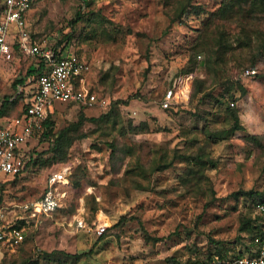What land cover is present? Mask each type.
I'll return each instance as SVG.
<instances>
[{
	"label": "rangeland",
	"instance_id": "rangeland-1",
	"mask_svg": "<svg viewBox=\"0 0 264 264\" xmlns=\"http://www.w3.org/2000/svg\"><path fill=\"white\" fill-rule=\"evenodd\" d=\"M182 1L35 0L29 11L33 35L90 61L88 84L110 102H57L55 129L77 122L82 109L98 116L121 101L117 122L84 121L80 129L87 136L74 140L64 161L47 151V140L29 143L37 163L9 181L0 211L19 223L17 205L37 200L50 175L63 168L70 171L69 198L52 214L28 217L27 240L2 246L0 264H57L45 254L81 249L92 253L79 264L186 263L218 250L230 258L255 255L258 240L239 228L245 218L264 226L255 209L258 195L246 194L264 192L262 24L247 15L246 5L223 14L224 0H191L201 9L188 6L179 17ZM18 73L3 65L0 99L14 94L24 70ZM181 73L204 79L205 92L167 109L161 101ZM228 105L238 110L241 127ZM208 132L218 136L207 147L216 164L204 169L206 179L193 178L181 156L198 150ZM82 203L90 232L74 221ZM122 216L128 221L121 236L100 240L97 228L107 231Z\"/></svg>",
	"mask_w": 264,
	"mask_h": 264
},
{
	"label": "built area",
	"instance_id": "built-area-1",
	"mask_svg": "<svg viewBox=\"0 0 264 264\" xmlns=\"http://www.w3.org/2000/svg\"><path fill=\"white\" fill-rule=\"evenodd\" d=\"M35 0H0V69L3 61H12L16 52L25 57L44 58L45 68L29 77L34 83L30 100L22 114L7 118L0 125V193L6 185L22 172L26 157L24 147L44 129V121L49 113L56 109V103L77 102L79 105L109 106L105 97H99L88 84L91 63L77 52L49 48L44 41L33 38L29 27V11ZM61 53V56L58 54ZM253 73L255 71L253 70ZM194 73L179 74L167 88L162 99L166 108L182 105L189 101ZM19 91L22 87H19ZM232 105L235 102L232 101ZM70 171L67 168L53 172L48 178L44 193L37 200L18 204L21 211L15 212L17 220L24 221L22 226L7 220L4 211H0V257L2 246H18L25 239V225L28 217L52 214L62 207L69 198ZM16 204L12 205L15 207ZM256 211L264 218V200L255 204ZM82 205L75 215L77 225L90 232ZM106 226H99L97 232L102 235ZM203 264H264V238L255 255L250 257H225L215 255Z\"/></svg>",
	"mask_w": 264,
	"mask_h": 264
},
{
	"label": "trees",
	"instance_id": "trees-1",
	"mask_svg": "<svg viewBox=\"0 0 264 264\" xmlns=\"http://www.w3.org/2000/svg\"><path fill=\"white\" fill-rule=\"evenodd\" d=\"M87 2V0H84ZM188 2V3H187ZM180 6V12H179V17H182L185 11L187 10L188 6H190L192 9L199 11L201 9V5L197 4L195 5L192 3V1L188 0H183L181 2ZM185 3V4H184ZM242 6L246 5L247 6V15L250 16L254 21L260 22L262 26L257 29L258 31V47L260 48V51H264V0H224L222 3V7L220 8L223 12V14L229 13V12H235L236 6ZM34 6V3H33ZM33 38L35 40L40 41L38 35H33ZM251 40V37H249V42ZM61 41H58L60 43ZM249 44V43H248ZM251 44V43H250ZM61 56V53L58 54ZM253 66V65H252ZM18 82V81H17ZM16 82V83H17ZM21 82V79L19 80ZM205 80L195 77L192 81V87H191V93H190V98L187 103L191 101V99L197 95L198 93L205 92L204 84ZM91 89L93 87L91 86ZM226 94L234 97V94L231 93V89H227L225 91ZM19 95H16L13 99L10 98H5L3 103L0 106V116L7 113L9 110V107L15 109V112L13 114H22L24 109L18 110L15 106L17 101H18ZM120 99L112 101L110 108L104 112H102L98 116H88L85 111L82 109L80 117L77 122H72L69 125L60 128V129H55V119L54 114L56 112V109L54 112L49 113L47 119L44 121V129L38 133L33 139L39 137L41 139H45L48 141L49 146H48V152H51L57 160H66L67 156L69 154V150L74 142L75 139L83 138L86 137V133L81 131V126L84 123L85 120H92L95 122H101V121H106L109 122L112 119L116 121L117 114H119L118 107L120 104ZM127 102V101H125ZM234 102V101H233ZM187 105L182 104V105H175L169 108L173 107H181ZM80 107L86 106V105H79ZM234 106V105H233ZM231 105H228L227 109L232 118L235 121V127L239 128L241 127L240 124V118H239V112L238 110ZM167 108V109H169ZM117 122V121H116ZM146 126V125H145ZM136 129V127H133L132 124H130V129L132 130ZM128 132L127 130H123L122 133L125 134ZM209 138H206V140L203 142L201 146L198 147V150L189 153V154H184L181 156L184 161L188 163V174L189 176L193 178H207V175L204 171L207 166L213 165L215 166L216 162L214 159L210 157V153L207 150V147L210 143L217 141V134L215 133H209ZM248 137L257 140L258 135L256 134H249ZM31 139L30 141L27 142L26 146L24 147V150L26 152V157H25V162H24V167L21 173L18 175L22 174L24 171H26L28 168H31L34 163H37V149L34 147H29V143L33 140ZM40 139V140H41ZM198 138H194V140H197ZM168 166V165H167ZM17 175V176H18ZM16 176V177H17ZM15 177V178H16ZM7 185H3L1 188V193H0V203L2 202L5 191L7 189ZM246 194L250 195H258V198L256 199V203H258L261 200H264V192L259 193L258 191H248ZM255 203V204H256ZM262 216V215H261ZM263 217V216H262ZM128 221V218L126 216H122L119 221L114 223L106 232H104L102 235L99 236V239L102 240L105 238L106 235H112L116 234L118 237L121 236L123 226L126 224ZM24 224V221H19L18 225L22 226ZM240 231H245L248 233V235L251 237L253 241L258 240V244L260 245L262 239L264 238V226L258 227L257 225L253 224V220L251 218H245L239 228ZM28 238V235L26 234L25 239L19 244L22 245ZM259 247V246H258ZM92 253V249H81L76 252H69L65 250H55L50 253H46L45 257H48L50 260L56 262L57 264H79V262L85 257V256H90ZM227 254V253H226ZM226 254L221 253V250L216 251L215 253H210L206 258H199L196 257L194 259H189L186 263H182L175 258H172L171 264H203L206 261L210 260L212 257L215 255H221L225 256ZM256 254V252H255ZM242 255V254H240Z\"/></svg>",
	"mask_w": 264,
	"mask_h": 264
},
{
	"label": "crops",
	"instance_id": "crops-1",
	"mask_svg": "<svg viewBox=\"0 0 264 264\" xmlns=\"http://www.w3.org/2000/svg\"><path fill=\"white\" fill-rule=\"evenodd\" d=\"M31 59L32 61L29 62L28 64L27 63L28 57H25L22 54L16 52L14 59L12 61H3L1 69H0V72H1L3 65H10L13 67L16 73L18 72L20 73L24 70V73H22V75H19L20 78L17 79L18 82L15 85L14 94L9 97L10 99H13L16 95H19L18 101L15 105L17 106L16 108L18 110H22L25 108L27 102L31 98L32 90L35 87L34 83H29V80H28L29 77L32 75L38 74L45 68V62L43 61L44 58L32 57ZM20 79H21V82H19ZM20 86L22 87L21 91H19ZM4 99L5 97L0 99V106L3 103ZM12 110L14 109L12 107L11 108L9 107L8 112L0 116V125L5 124L8 117L15 115L13 114L14 112ZM47 185H48V182H47ZM82 205L83 203L81 204V206ZM83 217H85V215H83ZM74 218H75V215H74Z\"/></svg>",
	"mask_w": 264,
	"mask_h": 264
}]
</instances>
